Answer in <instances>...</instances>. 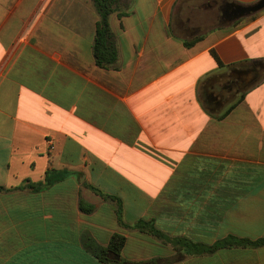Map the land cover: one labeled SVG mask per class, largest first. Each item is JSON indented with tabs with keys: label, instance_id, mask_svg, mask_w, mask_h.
Wrapping results in <instances>:
<instances>
[{
	"label": "crops",
	"instance_id": "0c3cea01",
	"mask_svg": "<svg viewBox=\"0 0 264 264\" xmlns=\"http://www.w3.org/2000/svg\"><path fill=\"white\" fill-rule=\"evenodd\" d=\"M260 1L122 0L103 69L94 0H0V264H80L84 234L124 235L129 260L179 255L140 220L206 245L264 238V9L218 13ZM176 264H264V246Z\"/></svg>",
	"mask_w": 264,
	"mask_h": 264
},
{
	"label": "trees",
	"instance_id": "16d2710c",
	"mask_svg": "<svg viewBox=\"0 0 264 264\" xmlns=\"http://www.w3.org/2000/svg\"><path fill=\"white\" fill-rule=\"evenodd\" d=\"M122 0H94V5L98 13V21L96 23V36L93 45L94 58L96 65L103 69H110L115 66L118 61V47L115 35L112 31L110 24L111 15L117 10ZM125 14H120L119 17H123ZM197 41L192 43H184L186 47L190 48L195 45ZM217 58V57H216ZM52 184L49 172L44 183L37 185L29 184L28 187L34 191H41L44 188ZM21 189V188H20ZM96 193L106 199H113L118 202V216L121 220L122 216V202L117 197L103 194L98 189L91 187ZM4 188L0 187V191ZM80 210L86 214H90L94 211V207L87 205L84 202H80ZM134 228L140 230L142 233L154 236L157 239L174 245L178 256L176 258H152L148 260H129L121 256L124 249L127 238L121 234H114L107 246L98 244L92 237L84 234L81 243L86 255L81 256L79 259L80 264H176L183 260L184 256L195 255H211L215 254L219 250L231 249L234 247L243 248H259L264 246V238L257 240H251L248 238H237L229 235L228 237L216 241L212 245H206L202 243H194L193 241L176 237L171 238L165 233L156 228L154 221L140 220ZM185 255H182V254ZM120 259L117 260L116 257Z\"/></svg>",
	"mask_w": 264,
	"mask_h": 264
},
{
	"label": "water",
	"instance_id": "95a60500",
	"mask_svg": "<svg viewBox=\"0 0 264 264\" xmlns=\"http://www.w3.org/2000/svg\"><path fill=\"white\" fill-rule=\"evenodd\" d=\"M229 6H232V7L234 6L235 8L233 19H231V21L238 20L240 18L251 16L255 13L262 11L264 9V0H261L259 3L255 5H251V6L236 5L233 3H230ZM225 14H226V11H225ZM116 259L119 260L120 257L117 256Z\"/></svg>",
	"mask_w": 264,
	"mask_h": 264
},
{
	"label": "rangeland",
	"instance_id": "374dc122",
	"mask_svg": "<svg viewBox=\"0 0 264 264\" xmlns=\"http://www.w3.org/2000/svg\"><path fill=\"white\" fill-rule=\"evenodd\" d=\"M216 1V3L218 2H220V4H222V3H224V0H215ZM226 10H224V8L222 7V10H221V8L219 9V11H218V13L221 15V18H222V16H223V18H222V20H223V23H225V22H228V20H229V22H230V20L231 19H233V16H227L224 12H225ZM243 19V20H242ZM247 19V18H246ZM246 19L245 18H241V19H239V20H237L238 22H246ZM236 20H234V22L232 21V23H235V22H237ZM222 23V24H223ZM149 236H151V235H149ZM150 251L148 250V249H143L141 252H139L138 254H136L135 255V258H137V259H148V258H150V256H151V254L149 253ZM28 256H30V254H35V251H34V249L32 248V249H29V250H27L26 252H25ZM121 256L123 257V255L121 254ZM133 256V255H132ZM3 258H5V257H3Z\"/></svg>",
	"mask_w": 264,
	"mask_h": 264
}]
</instances>
